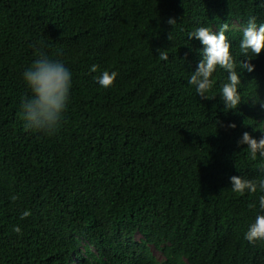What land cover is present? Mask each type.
<instances>
[{"label":"trees","instance_id":"1","mask_svg":"<svg viewBox=\"0 0 264 264\" xmlns=\"http://www.w3.org/2000/svg\"><path fill=\"white\" fill-rule=\"evenodd\" d=\"M250 15L264 22L260 0H0V264H264V241L244 239L259 193L230 188L234 175L264 178V157L238 143L264 135V51L254 71L240 66ZM224 22L241 72L228 112L224 70L212 99L187 83L203 47L187 34ZM33 45L73 72L50 135L21 113ZM106 69L119 76L103 88Z\"/></svg>","mask_w":264,"mask_h":264},{"label":"clouds","instance_id":"2","mask_svg":"<svg viewBox=\"0 0 264 264\" xmlns=\"http://www.w3.org/2000/svg\"><path fill=\"white\" fill-rule=\"evenodd\" d=\"M260 3L264 5V0H260ZM167 23L175 26L177 20L170 17ZM232 28L229 22H224L219 24L218 30L201 26L187 34L189 40L195 38L203 46L198 49L200 59L196 70L188 76L187 83L195 89L199 97L205 100L212 99L215 96H210L209 93L216 84L214 73L217 69L224 70L227 73V79L221 83L218 91L225 112L237 110L242 102L241 72L237 71L234 45L229 37ZM33 47L35 59L22 71V79L29 92L21 97V113L28 128L50 135L59 127L67 110L73 86V72L62 60L53 58L43 51L42 47L37 45ZM238 47L240 53L246 58L240 62V66L247 72L254 71L255 65L250 61L264 51V22L258 23L255 15H250L246 25L241 29ZM160 55L162 59H167L165 54ZM90 71L96 72V65L91 66ZM118 76V71L106 69L94 79L99 86L108 88L113 85ZM254 103L264 108V100L260 97H257ZM228 127L235 129L237 125L232 122ZM253 131L257 129L254 128ZM238 143L247 146L246 149L253 159L258 154L264 157V135L257 138L245 131ZM230 184L231 191L239 195L259 193L260 211L248 225L244 239L250 244L264 241V178L250 179L234 175L230 177ZM17 199L16 195L10 197L12 201ZM31 215V211L25 209L20 213V219H26ZM12 231L22 234V228L19 225H14Z\"/></svg>","mask_w":264,"mask_h":264},{"label":"rangeland","instance_id":"3","mask_svg":"<svg viewBox=\"0 0 264 264\" xmlns=\"http://www.w3.org/2000/svg\"><path fill=\"white\" fill-rule=\"evenodd\" d=\"M136 237H137V239H140L141 238V236L139 234H137ZM155 253L157 254V256L161 257V253L159 251L155 250ZM73 264H78V258L76 256H75V259L73 261Z\"/></svg>","mask_w":264,"mask_h":264}]
</instances>
